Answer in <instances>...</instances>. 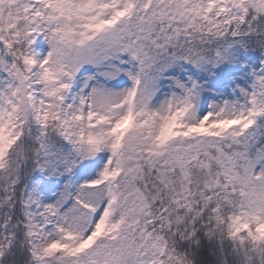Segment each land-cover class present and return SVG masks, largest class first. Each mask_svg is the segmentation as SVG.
<instances>
[{"label": "snow or ice", "instance_id": "snow-or-ice-1", "mask_svg": "<svg viewBox=\"0 0 264 264\" xmlns=\"http://www.w3.org/2000/svg\"><path fill=\"white\" fill-rule=\"evenodd\" d=\"M0 264H264V0H0Z\"/></svg>", "mask_w": 264, "mask_h": 264}]
</instances>
